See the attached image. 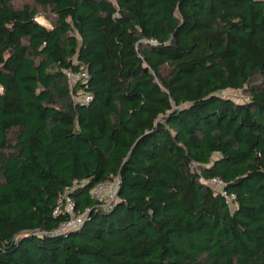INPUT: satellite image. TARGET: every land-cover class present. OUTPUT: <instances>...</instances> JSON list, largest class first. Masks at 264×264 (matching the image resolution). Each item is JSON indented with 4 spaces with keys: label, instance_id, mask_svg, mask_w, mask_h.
<instances>
[{
    "label": "trees",
    "instance_id": "16d2710c",
    "mask_svg": "<svg viewBox=\"0 0 264 264\" xmlns=\"http://www.w3.org/2000/svg\"><path fill=\"white\" fill-rule=\"evenodd\" d=\"M0 264H264V0H0Z\"/></svg>",
    "mask_w": 264,
    "mask_h": 264
},
{
    "label": "built area",
    "instance_id": "2783aa9c",
    "mask_svg": "<svg viewBox=\"0 0 264 264\" xmlns=\"http://www.w3.org/2000/svg\"><path fill=\"white\" fill-rule=\"evenodd\" d=\"M66 76L68 78V82L72 85L75 82H77L78 80H81L82 82H84L85 78L87 77V73L84 70H80V71H70L67 70L66 71ZM76 101H82V102H87L91 99V96L87 93H78L75 96ZM211 186H213L215 189H217L218 191L222 192L223 194L225 193L222 189H223V181L218 178V177H213L210 178L207 181ZM108 185H113L114 186V190L109 193V195H106L104 197L100 196L102 194V190L103 188H105ZM116 190H117V183L116 182H110V183H100L98 184L93 190L92 193L95 195V197H97L100 201L105 202V205L109 204L111 201H114L116 198ZM110 198V199H109ZM229 200H231L229 198ZM73 208V203L69 200H66L65 202V210L66 211H71ZM84 215L81 216H73L69 221L61 224L58 229L55 230V233L58 232H64L67 231L73 227H75L76 225H78L82 219H83Z\"/></svg>",
    "mask_w": 264,
    "mask_h": 264
},
{
    "label": "rangeland",
    "instance_id": "374dc122",
    "mask_svg": "<svg viewBox=\"0 0 264 264\" xmlns=\"http://www.w3.org/2000/svg\"><path fill=\"white\" fill-rule=\"evenodd\" d=\"M12 1H13V3L16 6H21L23 4H31V5L35 4V0H12ZM39 10H40L41 13L39 15H37V20L41 24H43L45 26H49L50 22L47 19L48 18V13L43 8H39ZM45 12H46V14H45ZM222 94L235 97L237 100H241V98H244V96H245V94L241 90L240 91L239 90L238 91L227 90V91L222 92ZM113 188H114L113 185H108L105 188L101 189L102 190V194L100 196L104 197L106 195H109V193H111L114 190Z\"/></svg>",
    "mask_w": 264,
    "mask_h": 264
}]
</instances>
